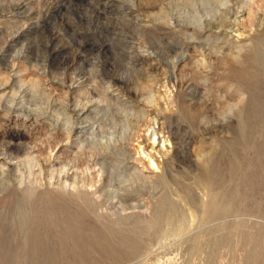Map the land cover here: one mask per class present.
<instances>
[{
	"label": "rangeland",
	"instance_id": "obj_1",
	"mask_svg": "<svg viewBox=\"0 0 264 264\" xmlns=\"http://www.w3.org/2000/svg\"><path fill=\"white\" fill-rule=\"evenodd\" d=\"M236 1L215 34L230 0H0V264H264V0ZM180 51L175 86L159 65ZM77 71L95 84L67 87ZM175 94L192 157L149 170L137 143L163 138ZM107 143L102 196L56 181Z\"/></svg>",
	"mask_w": 264,
	"mask_h": 264
},
{
	"label": "bare ground",
	"instance_id": "obj_2",
	"mask_svg": "<svg viewBox=\"0 0 264 264\" xmlns=\"http://www.w3.org/2000/svg\"><path fill=\"white\" fill-rule=\"evenodd\" d=\"M227 1L229 0H215V2L220 3V4H226ZM230 1L233 2L232 6H229L227 9H225V12L222 13L221 17L220 18L218 17L219 18L218 21H215V22L208 21L206 23V26L204 28L206 29L207 32L219 34V33H224L228 28L234 29L235 27L239 26L238 18H240V14H241L240 3L237 2L236 0H230ZM221 48L223 49L222 54H221L222 57H220L221 61H224L226 59H227L226 61H228V56L230 55V53L232 54L242 53L241 51L244 49L243 46H241L239 43L234 44L231 42L226 43V45ZM211 54H212V50H209V49L200 50L201 58L197 59V63L199 62V65L201 66H204V64L207 65L211 61V58L213 57L211 56ZM172 58L174 59H171V60L161 59V65L159 66L160 68H164V70L167 69V72L166 74H163V73L159 74V76H164L167 82L170 81L171 83H174L173 85L176 86V84H178V81H179L177 74L181 68L182 63L186 59V55H185V52L180 51L179 53H177V55H175ZM76 79H83L87 81L89 80V83L91 84H95L96 82L95 77L93 75L86 76L83 71H77V72H74L72 76H70L71 83L67 85V87L72 89L73 88L72 86L76 82ZM112 82L115 85H119V86L122 85L126 88H129L130 86L129 81H125V82L121 81L119 77H115L114 79L112 78ZM109 84H111V81L109 82ZM190 87L191 86H187L186 89H189ZM177 89H182V88L181 86H179V88ZM88 91H89V94H88V97H86L87 103H83L82 101H80V103L76 104L74 108L69 107L70 112H72L78 117L88 112L90 109L88 107L94 103V97H93L94 90L90 87ZM165 94H163L164 97H165ZM104 101H106L105 98H102V97L99 98V102H104ZM173 103H175V107H177L175 111L176 113L171 112V113H164L161 115V119H162V122H161L162 131L161 132L164 133V135L162 136L163 138L160 139L159 137L158 138L159 142H156L152 140V137L141 135L143 136V138L137 143L138 149H141L145 153H149V160L142 161V158L138 160L139 163H143V166L147 167L149 170L150 169H153V171L154 169L161 170L166 164H168L170 160L182 161V160H186L187 158L191 159L192 157L194 148L192 147V142L190 141L191 137L187 133H184L182 126L175 124L174 119H173L174 116L177 114H179V116H184V114H186L185 113V100L184 101L180 100L179 96L175 94ZM78 106H80V109H78ZM187 116L189 118H193V115L190 110L187 111ZM138 137L140 138V136ZM168 142H171V146L169 147L167 146ZM164 145L167 147L166 149H164ZM108 147H109L108 143L102 146L101 150H97L93 146H86V148H89L91 150L92 158L80 157L79 160L66 163L64 168L60 170H56V175H55L56 181L61 182L62 184L63 183L68 184L74 188H79L80 186L84 188H89V187L95 188L96 193L99 196H102L103 195L102 184L103 182H106V178H104V176L101 177L100 179L101 184L100 186H98L96 185V180H95L96 176L94 175H95L97 168H98V177L104 174V169L101 165L99 166L100 164L99 161H100V158L105 156V153L107 152ZM8 148L11 149L12 147L8 145ZM159 153L161 154L160 157H163V160L159 158L158 156ZM3 154L11 160L18 158V156L16 155L14 156L11 152H8V151H5ZM100 155L102 157H100ZM19 162H26V164L31 165V167L33 166V163H32L33 161L31 159L19 160ZM87 171H90L91 174L86 173ZM40 172H42V170ZM212 210L213 212H216L217 208L215 207V209H212Z\"/></svg>",
	"mask_w": 264,
	"mask_h": 264
}]
</instances>
